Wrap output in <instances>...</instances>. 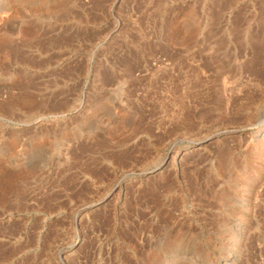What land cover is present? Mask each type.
Returning a JSON list of instances; mask_svg holds the SVG:
<instances>
[{
  "label": "rangeland",
  "instance_id": "obj_1",
  "mask_svg": "<svg viewBox=\"0 0 264 264\" xmlns=\"http://www.w3.org/2000/svg\"><path fill=\"white\" fill-rule=\"evenodd\" d=\"M0 264H264V0H0Z\"/></svg>",
  "mask_w": 264,
  "mask_h": 264
},
{
  "label": "water",
  "instance_id": "obj_2",
  "mask_svg": "<svg viewBox=\"0 0 264 264\" xmlns=\"http://www.w3.org/2000/svg\"><path fill=\"white\" fill-rule=\"evenodd\" d=\"M168 158H169V156H168ZM168 158L166 159V161H165V162H167Z\"/></svg>",
  "mask_w": 264,
  "mask_h": 264
},
{
  "label": "bare ground",
  "instance_id": "obj_3",
  "mask_svg": "<svg viewBox=\"0 0 264 264\" xmlns=\"http://www.w3.org/2000/svg\"><path fill=\"white\" fill-rule=\"evenodd\" d=\"M224 157V156H223ZM174 239V238H173ZM170 240V239H169ZM171 241V240H170ZM170 244V243H169ZM152 258V257H151Z\"/></svg>",
  "mask_w": 264,
  "mask_h": 264
}]
</instances>
